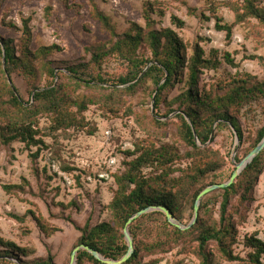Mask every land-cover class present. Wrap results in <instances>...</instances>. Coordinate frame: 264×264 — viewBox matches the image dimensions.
I'll list each match as a JSON object with an SVG mask.
<instances>
[{
	"label": "rangeland",
	"instance_id": "374dc122",
	"mask_svg": "<svg viewBox=\"0 0 264 264\" xmlns=\"http://www.w3.org/2000/svg\"><path fill=\"white\" fill-rule=\"evenodd\" d=\"M246 1L0 0V43L11 40L18 46L28 28L30 50L52 48L48 60L58 71L76 65L90 69L97 47L106 45L109 50L134 25L145 28L146 4L156 3L153 14L156 28L172 29L186 45L187 56L193 54L196 45H200L207 59L218 58L215 68L203 72L200 90L211 88L214 95H220L225 83L229 85L237 78H246L244 75L253 77L250 85L264 82V27L257 18L241 17L246 14L242 7ZM95 9L110 17L116 36L94 18ZM173 17L181 20L183 27L174 23ZM217 24L233 26L231 41L226 32L217 29ZM137 54L152 57L145 43L140 45ZM226 55L236 66L227 62ZM128 67L125 60L108 56L101 73L107 78H118L128 73ZM16 82L28 100L29 87L25 80L16 77ZM45 84L43 80L41 86ZM154 89L150 82L132 93L123 94L111 110L99 104L91 105L85 114L89 123L86 129L44 137L45 144L40 147L28 148L20 142L3 145L0 142V253L8 251L10 260L17 258L30 263L52 258L55 264H69L81 237L77 227L83 228L88 223L94 227L113 221V213L108 208L113 191L117 189L113 175L123 174L128 168L127 162L137 157H129L128 152L135 151L139 144L150 146V143L156 148L171 147L182 156L190 150L178 134L177 113L163 118L170 110L178 111L181 103L178 98L186 88L176 80L174 88L164 93V102L159 107L154 104ZM81 91L90 92L85 88ZM235 116L244 131L243 143L229 128L215 129L206 146L219 151L225 163L217 171L206 174L190 190L229 180L236 169V156L242 160L245 158L243 154L257 131L264 127V97H253ZM156 117L165 124L154 125L151 120ZM47 126L48 120L41 117V127ZM38 149L41 152L35 157ZM187 163L183 160L176 166L184 167ZM67 165L74 171H65ZM144 172L149 174L151 168ZM192 193L183 201L184 225L190 224L194 216ZM221 195L218 191L207 199L209 214L206 220L213 214L219 221ZM248 197L241 206L239 197H235L231 208L238 231L234 252L243 258L250 252L244 245L246 237L257 235L264 242V172L258 176L255 189ZM10 244L24 250L25 254ZM196 246V242L186 236L167 253L145 256L142 264H200L195 254ZM211 248L215 249V244Z\"/></svg>",
	"mask_w": 264,
	"mask_h": 264
},
{
	"label": "trees",
	"instance_id": "16d2710c",
	"mask_svg": "<svg viewBox=\"0 0 264 264\" xmlns=\"http://www.w3.org/2000/svg\"><path fill=\"white\" fill-rule=\"evenodd\" d=\"M155 4H146L145 28L134 25L109 50H106V45L98 46L93 52L90 69L76 65L69 66L65 71H58L53 62L48 60L47 55L52 48L34 52L30 50L31 33L28 28L18 46L11 40H2L0 43V142L3 145L20 142L28 148L40 147L45 144L44 137H54L69 130H84L89 126L85 114L91 105L99 104L102 108L111 110L116 107L123 94L132 93L150 82L155 87V107L164 102V93L174 88L176 80L186 88L178 98L181 102L178 111L170 110L163 118H168L170 113H177L175 119L179 120L178 134L190 150L182 156L171 147L156 148L154 143H150V146L139 144L135 151L127 154L129 157L137 156L127 162V170L123 174L113 175L117 189L113 191V200L108 206L113 213V221L94 227L89 223L83 228L77 227L81 232L79 245L89 246L110 260H119L127 253L124 229L128 220L142 209L164 206L178 222L183 223V201L193 192L191 209L194 215L197 197L208 186L193 191L190 188H194L206 174L217 171L225 163L219 151L206 146L211 141L213 132L220 127L229 128L243 143L244 131L235 115L253 97H264V82L250 85L253 79L251 75L237 78L229 85L225 83L220 95H214L211 88L201 91L203 72L215 68L218 58L207 59L200 45H196L193 54L187 56L186 45L172 29L156 28L153 18ZM242 7L246 12L242 18H257L264 27V0H248ZM93 16L106 31L116 36V29L107 14L95 9ZM173 22L179 27L184 25L177 17H173ZM217 29L226 32L227 39L231 41L232 25L217 24ZM143 43L148 45L151 58L137 54ZM108 56L119 57L128 62V73L118 78L103 76L102 64ZM225 59L230 65L236 66L229 55ZM251 59L255 60L257 57ZM16 77L23 78L29 87L28 100L18 86ZM43 80L46 84L41 86ZM83 88L90 92L81 91ZM41 117L48 120L49 126L41 127ZM151 121L154 125L165 124L157 117ZM263 138L264 127L257 131L243 156L246 157L253 151ZM40 152L38 149L34 156H38ZM183 160L188 161L186 166L177 167L176 163ZM236 160L240 162L242 158L236 156ZM147 168H151L149 174L144 172ZM64 170L70 173L74 171L69 165ZM263 172L264 150L231 187L213 191L202 199L197 223L188 230L172 225L161 211L151 212L135 220L129 227L135 252L124 264H142L145 256L167 253L174 244L185 240L186 236L196 242L195 254L200 264H264V242L257 235L245 238L244 245L250 249L246 258L235 254L238 231L231 212L235 197L238 196L239 205H243L249 198L248 194L254 191L258 176ZM218 191L222 193L221 200L218 201L219 221L214 219L213 214L206 220V215L209 214L207 199ZM212 244H215V249L211 248ZM9 246L21 251L22 255L25 254L16 245ZM7 252L0 253V264H55L52 258L30 263L17 258L10 260V253ZM77 264L106 263L96 259L88 251L81 250L77 256Z\"/></svg>",
	"mask_w": 264,
	"mask_h": 264
},
{
	"label": "water",
	"instance_id": "95a60500",
	"mask_svg": "<svg viewBox=\"0 0 264 264\" xmlns=\"http://www.w3.org/2000/svg\"><path fill=\"white\" fill-rule=\"evenodd\" d=\"M11 83V82H10ZM189 124L192 126L191 121L188 119ZM195 137L196 133H195ZM264 150V138L263 140L259 143V145L253 150L251 151L242 161L240 162H235V158L233 159V161L235 162V171L233 172L231 178L229 179L228 182L226 183H222V184H214V185H210L209 187L205 188L197 197V200L195 202V207H194V216L193 219L191 221V223L189 225H184L180 222L177 221V219H175L172 215V213L170 212L169 209H167L164 206H159V207H147L145 209H142L141 211L137 212L136 214H134L127 222L126 227L124 229V234H125V238L128 244V251L127 253L119 260H110V259H106L104 258L98 251L90 248L89 246L86 245H79L77 246L74 251L71 254V259H70V264H77V256L78 253L81 250H85L88 251L89 253H91L96 259L102 261L103 263L106 264H124L126 263L134 254L135 252V248H134V241L133 238L130 234L129 231V227L130 225L137 219H139L140 217H142L143 215L149 214L151 212L154 211H161L163 212L168 221L176 226L179 229L182 230H188L190 229L193 225H195L197 223L198 217H199V211H200V206H201V202L202 199L208 195L209 193L216 191V190H220V189H226L228 187H231L238 179L239 175L254 161V159ZM236 156V155H235Z\"/></svg>",
	"mask_w": 264,
	"mask_h": 264
}]
</instances>
